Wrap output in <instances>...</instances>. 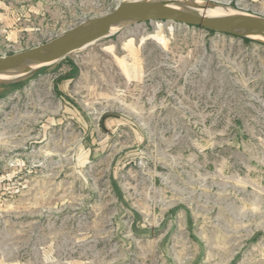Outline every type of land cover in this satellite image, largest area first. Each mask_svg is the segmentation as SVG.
<instances>
[{"label":"rangeland","instance_id":"rangeland-1","mask_svg":"<svg viewBox=\"0 0 264 264\" xmlns=\"http://www.w3.org/2000/svg\"><path fill=\"white\" fill-rule=\"evenodd\" d=\"M120 1L0 0V57ZM0 81V264H264V41L140 21Z\"/></svg>","mask_w":264,"mask_h":264},{"label":"water","instance_id":"water-1","mask_svg":"<svg viewBox=\"0 0 264 264\" xmlns=\"http://www.w3.org/2000/svg\"><path fill=\"white\" fill-rule=\"evenodd\" d=\"M137 9H151L160 12L161 15L148 17L132 14V11ZM172 11L191 15L195 20L166 16ZM150 20L179 22L249 38L231 30L235 28L264 37V17L244 10L201 0H122L111 12L84 23L54 40L0 57V76L34 66L49 67L72 54L86 50L124 26Z\"/></svg>","mask_w":264,"mask_h":264},{"label":"bare ground","instance_id":"bare-ground-1","mask_svg":"<svg viewBox=\"0 0 264 264\" xmlns=\"http://www.w3.org/2000/svg\"><path fill=\"white\" fill-rule=\"evenodd\" d=\"M132 14H140L142 16H155V15H161L160 12H155L151 9H137V10H133L132 11ZM166 16H172V17H179V18H184V19H192V20H195V17H192L191 15H187L185 13H181V12H168ZM231 30L237 34H240L242 36H245V37H249L251 39H254V40H261V41H264V37L263 36H260V35H257V34H253V33H249L247 31H244V30H239V29H235V28H231ZM41 67H44V66H34V67H31L32 70H35L36 68H41ZM29 68L27 69H24V70H18V71H15V72H11V73H7V74H4V75H10V74H13V73H17L19 71H26L28 70ZM2 75V76H4ZM3 81L1 82L0 81V84H2Z\"/></svg>","mask_w":264,"mask_h":264},{"label":"trees","instance_id":"trees-1","mask_svg":"<svg viewBox=\"0 0 264 264\" xmlns=\"http://www.w3.org/2000/svg\"><path fill=\"white\" fill-rule=\"evenodd\" d=\"M195 27H199V26H195ZM199 28H202V27H199ZM207 31H209L210 33L216 32V31H213V30H207Z\"/></svg>","mask_w":264,"mask_h":264}]
</instances>
